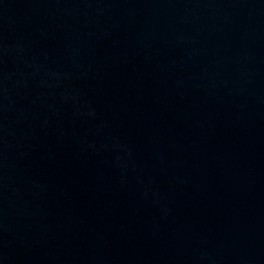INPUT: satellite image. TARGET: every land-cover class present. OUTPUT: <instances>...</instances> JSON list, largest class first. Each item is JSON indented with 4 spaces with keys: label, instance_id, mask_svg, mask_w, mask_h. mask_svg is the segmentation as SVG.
I'll return each instance as SVG.
<instances>
[{
    "label": "water",
    "instance_id": "obj_1",
    "mask_svg": "<svg viewBox=\"0 0 264 264\" xmlns=\"http://www.w3.org/2000/svg\"><path fill=\"white\" fill-rule=\"evenodd\" d=\"M0 264H264V0H0Z\"/></svg>",
    "mask_w": 264,
    "mask_h": 264
}]
</instances>
